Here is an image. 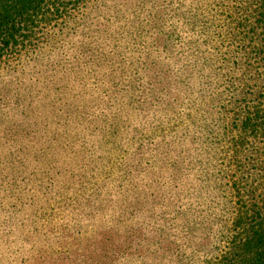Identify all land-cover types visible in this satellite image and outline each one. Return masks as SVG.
Wrapping results in <instances>:
<instances>
[{
    "label": "rangeland",
    "instance_id": "obj_1",
    "mask_svg": "<svg viewBox=\"0 0 264 264\" xmlns=\"http://www.w3.org/2000/svg\"><path fill=\"white\" fill-rule=\"evenodd\" d=\"M260 2L86 0L0 57V264L227 263L264 204Z\"/></svg>",
    "mask_w": 264,
    "mask_h": 264
},
{
    "label": "trees",
    "instance_id": "obj_2",
    "mask_svg": "<svg viewBox=\"0 0 264 264\" xmlns=\"http://www.w3.org/2000/svg\"><path fill=\"white\" fill-rule=\"evenodd\" d=\"M86 0H0V57L32 45L36 31L57 22L72 12H79ZM258 22L264 24V0L259 5ZM264 114V108L247 111L249 120L243 133H254V118ZM251 117V118H249ZM256 122V121H255ZM259 125V123H257ZM242 239L230 248L226 264H264V204L247 209Z\"/></svg>",
    "mask_w": 264,
    "mask_h": 264
}]
</instances>
